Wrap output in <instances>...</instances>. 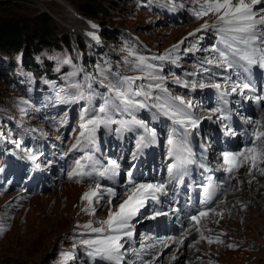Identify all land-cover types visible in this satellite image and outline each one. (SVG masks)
I'll list each match as a JSON object with an SVG mask.
<instances>
[{
  "label": "snow or ice",
  "instance_id": "obj_1",
  "mask_svg": "<svg viewBox=\"0 0 264 264\" xmlns=\"http://www.w3.org/2000/svg\"><path fill=\"white\" fill-rule=\"evenodd\" d=\"M193 5H198L191 9L196 18L210 17L213 22H205L200 28L188 34L172 49L168 50L165 55L145 57L139 55L133 50L128 52V58L125 59L124 64L127 65V71L139 72L140 75L128 76L120 72L113 73V78L106 74L105 69L99 70L101 77L99 83L107 91L100 93V99L103 101L97 108L90 107L91 101L96 97L97 92L92 88V84L88 81L95 82V78L86 77L85 88L80 83L69 84V87H75L77 93L67 97V103H78L81 100L88 101L89 107H85L81 112L80 134L77 137V142L70 150L83 149L88 144L95 143L96 132L100 127H110L112 124H118L117 132L132 131L133 128L143 129V134L138 136L136 146L137 152L133 154V158L139 154L143 148L156 142L157 132L148 127L142 120H139L135 115L131 119L121 118L115 119L116 116L123 117L125 114H131L137 108H154L159 114L168 117L173 125L169 132L168 144L170 157H175L177 164L168 167L169 176L174 174L179 175V168L183 164H190L194 161L191 159L193 155L192 150L188 147V139L192 134V129L199 126L200 121L187 109L192 107L191 101H185L181 96H172L169 90L164 86L165 77L160 75L161 66L149 62V60L165 61L171 60L176 62L177 57L174 56L181 44H184L189 37L193 38L191 49L188 50H203L210 52V56H206L201 61L200 70L210 73L207 83L197 82L192 83L191 87H211L220 93L221 99L229 95L228 92H221L222 85L215 82L214 77L219 76V73L212 72V68H221L225 72L236 71L243 69L249 71L252 66L260 65L264 67V0H191ZM261 6V7H257ZM180 7H184L183 4ZM93 29L98 26L91 25ZM212 31L216 37V44L209 49H197L196 45L199 43L202 36H198L199 32ZM87 35L92 40L98 41L99 37L95 32H89ZM65 64H70L71 61L65 59ZM210 67L205 68L204 65ZM75 73L69 74V80ZM187 75H196V73H188ZM221 79L227 84L230 77L221 76ZM137 81H147V83H139ZM175 83H181L179 79L174 80ZM182 86H188L187 83ZM231 93L239 91L244 95L245 91H252L250 83H233L230 85ZM142 97L143 99H137ZM149 101H153L149 104ZM227 103V101H225ZM29 101L21 100L18 105H28ZM20 112L26 115V108L20 107ZM217 108L214 113L220 112ZM93 115L89 116L88 113ZM209 119L211 117H208ZM223 118V117H222ZM246 123H253L257 126L253 130V139L242 151L232 153L224 152L223 162L225 173L231 178L235 171H238L245 162L249 165V175L252 174L253 169L264 175V168H260V164H264V124L261 121L246 120ZM182 129V131H181ZM32 131H36L33 129ZM186 153V155H185ZM29 159L35 160L34 156L29 155ZM63 158V157H62ZM76 167L69 172V179L74 177L85 176H99L101 178H113L119 173L120 164L117 160L109 159L107 164H103L95 159L93 155L85 153L82 157L74 161ZM130 175V174H129ZM209 183L203 185V191L206 194L205 203L211 199L209 189H217L219 185L212 182V178L208 177ZM79 182V181H77ZM251 182V181H249ZM129 183H132L129 180ZM164 192L163 184L143 183L134 184L128 192L125 193L127 198L119 204L115 211H109L105 220L96 221L99 226H94L93 221H89L84 225H76L78 228H83L85 232L76 233L78 236H88L90 238H83L79 240V245L83 246L87 256L92 261L100 260L105 264H123L126 255L130 251L125 248V238L132 236V225L130 221L139 213L140 208L148 199L156 200V193ZM110 197H114L116 193L113 189H107ZM101 185L95 184L94 188L85 192L81 200L87 202V206L81 209L82 212L90 215H95L94 206L100 202ZM108 203L111 205L112 200ZM222 203V201H221ZM209 212H215V209H201L196 214L190 216V220L195 225H200L202 219L209 216ZM167 213H157V215H166ZM6 228L0 225V236L4 234ZM199 231V228H197ZM204 239L203 235L201 236ZM208 243H223V241L208 237ZM180 243H183L181 240ZM77 245H73V252L62 253L63 261L75 259V249ZM228 247L234 248L235 245L229 244ZM138 256L139 253H136ZM175 259V256L173 257Z\"/></svg>",
  "mask_w": 264,
  "mask_h": 264
},
{
  "label": "rangeland",
  "instance_id": "obj_2",
  "mask_svg": "<svg viewBox=\"0 0 264 264\" xmlns=\"http://www.w3.org/2000/svg\"><path fill=\"white\" fill-rule=\"evenodd\" d=\"M79 1H81L80 4ZM87 1L89 0H0V24L11 26L16 24L22 27L24 33L30 35L28 27H32L34 17L40 13H46L51 16V23L59 25L55 32L63 33L66 31L65 26L84 24L82 19L77 18L81 17L77 9L78 5H82V2L86 4ZM110 2L114 3L113 8L110 9L107 18L99 22L100 28L136 33L154 48L175 44L189 32V28L196 26L190 24V26L170 27L158 24L155 16L149 13L151 6L147 1L98 0L99 5L103 7ZM143 5H147L146 11L140 9ZM189 5L190 2L185 7ZM70 8L75 12V16L67 11V9L71 10ZM169 11L175 12L174 9L166 7L165 12ZM206 21L211 22L212 19L208 18L204 23ZM201 40L202 43L196 45L197 49H209L216 44L214 42L208 45L206 39L205 42L204 39ZM115 42L121 50L126 51L125 56L131 60L128 52L133 49L132 45L120 35L115 37ZM85 49L88 51L86 46ZM203 54L211 55L207 51H203ZM213 72L218 73L219 71L215 68ZM9 95L6 87L0 83V99H6ZM255 177L252 176V178ZM261 181L264 185V177ZM251 186L252 184L249 185V189ZM5 187L6 185L0 182V217L6 219V231L0 236V264H62V253L73 252L74 234L78 230H83L76 225H84L93 221L94 226H99L95 223L96 221L105 220L110 210L115 211L112 202L105 208L95 205V215H87L81 211L87 206V202L80 204L82 203L81 193L82 191L83 194L87 192V188L82 189L70 184L60 185L48 194L35 196L36 198L31 201L21 202H16L14 198L11 199L10 193H5ZM254 195L255 202L256 197L264 199V187H256ZM253 204L250 202L248 211L240 212L234 208V214L227 219L226 223L232 231L244 233L256 239V242L261 245L258 246V254L254 253L255 257L241 254L245 258L243 262L238 255L223 251L220 255L223 261L232 264H264V217L260 215L264 208L257 203ZM5 208L11 210L10 214L5 213ZM224 221L225 219L222 222ZM167 255L168 253L165 254V258ZM64 264L78 263L68 260Z\"/></svg>",
  "mask_w": 264,
  "mask_h": 264
},
{
  "label": "trees",
  "instance_id": "obj_3",
  "mask_svg": "<svg viewBox=\"0 0 264 264\" xmlns=\"http://www.w3.org/2000/svg\"><path fill=\"white\" fill-rule=\"evenodd\" d=\"M113 4L110 2L103 7L99 5L98 0H89L86 4L82 2V5H78V12L84 17L102 22L107 18ZM57 28L58 26L51 23L50 18L45 13H40L34 17L32 27H28L30 35L24 33L22 27H18L16 24L13 26L0 24V49L15 51L26 46L28 53L25 54L24 61L31 59L32 54L37 51L43 59H47L60 44L67 46L68 38L64 33L57 34L55 32ZM104 36L112 37L109 32H105Z\"/></svg>",
  "mask_w": 264,
  "mask_h": 264
},
{
  "label": "bare ground",
  "instance_id": "obj_4",
  "mask_svg": "<svg viewBox=\"0 0 264 264\" xmlns=\"http://www.w3.org/2000/svg\"><path fill=\"white\" fill-rule=\"evenodd\" d=\"M41 1H45V0H41ZM67 11L72 14L73 16H75L76 14L72 11L67 9ZM72 11V12H71ZM196 25V24H195ZM199 26V24H197L196 26H194L195 28ZM75 27V28H73ZM70 28H73V31L75 30H79L80 32L85 30V26L80 23L78 26H74L71 25ZM184 28V26L182 27ZM192 28V27H191ZM254 174L249 175V173L244 170L243 172V179H249V177H251ZM257 185L255 183H252L251 189L249 191L250 193V200L255 204L257 203L259 206H263L264 208V199L263 197H256V202L253 200V196L254 195V191L256 190ZM259 191V190H258ZM257 191V192H258ZM39 197V196H37ZM36 197H33L31 200H33ZM84 201H82L83 203ZM122 203V200H119L115 206H119V204ZM262 214V215H261ZM261 216L264 217V209L263 211L260 213ZM264 219V218H263ZM186 239H183V243H180L179 241L176 242L175 244H172L173 241L168 240L167 241V245L164 248H160V254L159 252L157 253V257L154 259L152 258L151 260L154 261L152 264H181L180 263V259L181 256H183L186 252H187V248H186ZM168 253L167 257L165 258V254ZM175 256V259L173 258ZM178 257V258H177ZM151 263V262H150Z\"/></svg>",
  "mask_w": 264,
  "mask_h": 264
}]
</instances>
